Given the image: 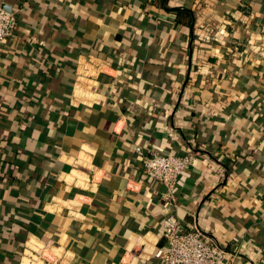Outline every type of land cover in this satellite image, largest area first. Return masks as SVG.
Instances as JSON below:
<instances>
[{"label":"crops","instance_id":"obj_1","mask_svg":"<svg viewBox=\"0 0 264 264\" xmlns=\"http://www.w3.org/2000/svg\"><path fill=\"white\" fill-rule=\"evenodd\" d=\"M0 264H164L135 147L199 153L173 214L264 264V0H0ZM237 239L238 241H235Z\"/></svg>","mask_w":264,"mask_h":264},{"label":"built area","instance_id":"obj_2","mask_svg":"<svg viewBox=\"0 0 264 264\" xmlns=\"http://www.w3.org/2000/svg\"><path fill=\"white\" fill-rule=\"evenodd\" d=\"M16 26V13L0 6V46L11 40ZM134 151L143 160L145 175L165 188L160 197L168 212L161 231L164 245L156 249L155 258L164 264H226L230 255L227 250L196 226L183 230L173 214L177 206L175 185L181 175L193 166L199 153L191 150L183 156L164 155L140 146H136Z\"/></svg>","mask_w":264,"mask_h":264}]
</instances>
